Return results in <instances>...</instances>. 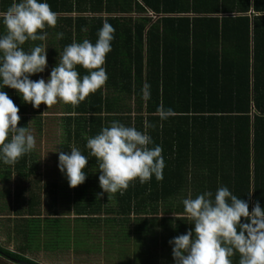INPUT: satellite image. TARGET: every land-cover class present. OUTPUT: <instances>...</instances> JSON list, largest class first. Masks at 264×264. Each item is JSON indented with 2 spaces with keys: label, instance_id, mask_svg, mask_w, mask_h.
Here are the masks:
<instances>
[{
  "label": "trees",
  "instance_id": "obj_1",
  "mask_svg": "<svg viewBox=\"0 0 264 264\" xmlns=\"http://www.w3.org/2000/svg\"><path fill=\"white\" fill-rule=\"evenodd\" d=\"M11 3L0 0V11ZM48 3L59 13L56 26L46 25L42 30L47 33L46 40H29L23 47H48L50 73L58 63L59 51L67 45L85 39L95 43L105 19L115 28L112 51L103 65L108 74L105 85L78 105L58 101L57 111L49 112L55 115L57 125L56 150L69 153L75 146L88 156V138L111 122L120 121L143 131L147 120L154 141L150 147H162L165 168L163 180L153 176L149 182L140 183L137 178L123 194L100 196L103 190L95 157L88 158L85 182L74 188L59 167L57 178L42 187L41 158L35 149L15 165L0 162V199L10 196L12 190L7 183L15 174L27 181L32 179L26 188L16 189L12 203L1 200L0 215L7 216L9 222L12 216L15 218L13 226H8L16 235L12 239V232L15 250L0 242L6 256L41 264L26 256L35 248L31 246L36 242L34 234L49 228L47 221L57 232L63 230L70 224L64 217H73L79 226L111 227L115 242L108 241L121 249L124 243L133 249L132 254L127 253L128 264H151L154 248L161 245L173 253L169 241L194 228V224L174 215L186 216L183 199L189 195L195 198L227 186L250 201V211L257 201L264 207V0ZM4 31L0 24V33ZM61 32L63 38L58 37ZM77 68L81 76L88 74L82 66ZM43 73L30 78L38 80ZM145 84L150 85L148 99L142 92ZM4 91L19 107L18 126L29 130L34 127L43 135L46 108L42 103L34 108L23 101L18 90L5 86ZM160 106L171 110L166 118L159 114ZM42 190L49 211L44 219ZM241 221L246 222L243 217ZM239 259L237 252L233 264H239Z\"/></svg>",
  "mask_w": 264,
  "mask_h": 264
},
{
  "label": "clouds",
  "instance_id": "obj_2",
  "mask_svg": "<svg viewBox=\"0 0 264 264\" xmlns=\"http://www.w3.org/2000/svg\"><path fill=\"white\" fill-rule=\"evenodd\" d=\"M58 17L48 0H12L5 11H0V24L5 29L0 33V162L6 165H15L36 148L37 142L27 127L18 126L20 110L4 91L5 86L18 90L23 101L34 108H39L41 103L50 108L58 101L78 105L108 80L103 65L112 51L115 28L107 19L95 43L87 39L73 41L63 52L59 51L58 63L47 80L30 78L48 67V47L37 44L25 50L23 45L29 40H46L47 33L42 30L46 25L55 27ZM63 35L58 33L59 38ZM77 66L87 69L88 74L81 76ZM149 90L150 85L145 84L142 89L145 99L149 98ZM158 112L166 118L171 110L160 106ZM150 127L147 120L143 131L113 121L95 137L88 138V156L75 146L70 147L69 153L56 150L58 167L74 188L85 182L88 158L95 157L100 170L99 186L103 190L100 196L123 194L137 178L140 183L149 182L153 176L163 180V149L160 145L150 147L154 145L148 133ZM249 203L227 186L218 187L215 193L205 191L195 198L189 195L183 199L186 216L174 215L194 224V228L169 241L174 264H233L232 257L237 252L239 264H264V207L257 201L250 211ZM242 217L246 222L241 221Z\"/></svg>",
  "mask_w": 264,
  "mask_h": 264
},
{
  "label": "rangeland",
  "instance_id": "obj_3",
  "mask_svg": "<svg viewBox=\"0 0 264 264\" xmlns=\"http://www.w3.org/2000/svg\"><path fill=\"white\" fill-rule=\"evenodd\" d=\"M48 59V58H47ZM48 69L43 73V77L47 80L48 78ZM43 107L46 108L44 114V129L43 135L39 134L36 128L32 127L31 132L36 138V148L40 156V166L39 172L42 173V178L40 185L44 187V183L51 182L57 178L56 172L58 166L56 165V149L58 147V137L57 125L54 123V114L51 115L49 112L57 111L59 108L58 102L52 105L50 108L44 103ZM48 108V109H47ZM45 157V158H44ZM56 171V172H55ZM34 178V177H33ZM32 181V179H30ZM25 178L19 177L15 174L10 183V189L12 190L10 196L6 198H1V200L8 199L11 203L14 200L13 193L16 192V189L22 190L28 186V183ZM3 187V181L0 180V188ZM42 206L44 218L48 216V201L47 196L42 190ZM25 196V195H24ZM63 211H71V208H62ZM1 213V212H0ZM7 216L0 215V242L3 246L7 248H15L16 243L12 241V227L15 218L12 216L11 222L7 221ZM67 221L70 220L69 225H65L63 230L57 232L53 229V225L48 223L49 228H41L40 231L34 234L36 242L31 244V246L42 250L45 254V264H128V254L133 253L132 247L128 246L126 243L125 248H118L117 244L113 245L111 242H115L112 238L113 233L110 229L111 227H105L101 225L100 227L96 226L94 228H88L87 225L79 226V223L73 217H64ZM45 222V221H44ZM55 221L53 220V224ZM44 224V223H43ZM64 226V224H63ZM109 228V229H108ZM157 228V227H156ZM160 228V227H158ZM134 229V228H133ZM131 229V230H133ZM56 231V232H55ZM80 232V233H79ZM135 233L133 232V235ZM16 236L13 232V238ZM96 238H95V237ZM111 240L108 241V240ZM54 246V247H53ZM155 250L150 254L151 264H174L173 253L167 250L161 245L154 248ZM134 256L132 255V258ZM47 259V260H46ZM132 260V259H131ZM132 264V263H131Z\"/></svg>",
  "mask_w": 264,
  "mask_h": 264
},
{
  "label": "crops",
  "instance_id": "obj_4",
  "mask_svg": "<svg viewBox=\"0 0 264 264\" xmlns=\"http://www.w3.org/2000/svg\"><path fill=\"white\" fill-rule=\"evenodd\" d=\"M42 219H44L43 215H42ZM9 249L15 250V248H9ZM26 256L38 261L41 264H45V263H43L45 260V254H43L42 250H40L38 248L29 249L26 253ZM0 264H28V263L21 262V261H15V260L9 258L8 256H6L3 253V251L0 250Z\"/></svg>",
  "mask_w": 264,
  "mask_h": 264
}]
</instances>
